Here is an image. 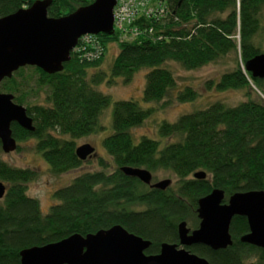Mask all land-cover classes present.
Here are the masks:
<instances>
[{
  "label": "trees",
  "instance_id": "trees-1",
  "mask_svg": "<svg viewBox=\"0 0 264 264\" xmlns=\"http://www.w3.org/2000/svg\"><path fill=\"white\" fill-rule=\"evenodd\" d=\"M33 1L0 0V17ZM92 1L52 0L47 15L60 17ZM156 4L163 8L162 15L157 19L155 15L137 16L133 25L139 34L132 40H121L117 31L110 36L99 33L103 52L97 59L79 61L71 54L60 72L46 74L25 66L1 81L0 91L13 94L15 103L25 104L35 126L29 132L12 123V135L17 141L35 138L36 152L54 174L81 167L75 140L101 131L99 117L112 103V133L101 144L113 169L107 171V161L99 156L100 169L82 172L54 191L57 202L43 214L38 200L26 194V184L36 173L0 161V181L7 184L0 205V264H19L23 248L113 224L150 240L145 252L155 254L162 242L178 241V222L198 223L197 200L212 189H222L225 200L237 191H264V98H248L233 106L216 101L174 122L162 121L160 137L176 140L160 147L158 140L146 136L135 143L130 133L152 115V107L144 108L132 99L112 102L109 95L94 88L103 82L114 84L116 78L128 84L137 71L147 68L142 90L145 103L164 98L167 101L161 107L191 102L197 91L189 85L175 89L176 79L164 64L172 61L193 70L234 53V68L217 81L207 82L206 88L248 91L253 83L264 96V79L253 78L244 69L248 59L262 52L254 39L260 33V22L264 25V0H157ZM112 43L118 51L107 74L99 67ZM95 67L98 70L89 75ZM39 90L46 93L47 105L29 103V97ZM122 166L151 173L170 171L178 185L175 191L149 188L123 174ZM198 170L206 172L205 179L191 176ZM229 231L232 244L224 249L204 245L189 249L210 264H264L262 249L239 241L248 231L244 217L234 216Z\"/></svg>",
  "mask_w": 264,
  "mask_h": 264
},
{
  "label": "water",
  "instance_id": "water-1",
  "mask_svg": "<svg viewBox=\"0 0 264 264\" xmlns=\"http://www.w3.org/2000/svg\"><path fill=\"white\" fill-rule=\"evenodd\" d=\"M52 0H35L26 8L0 17V83L21 67H37L46 74L60 72L71 59V51L84 34L113 35V8L116 0H93L60 17L47 15ZM244 69L253 78L264 79V52L248 59ZM13 94L0 91V148L4 153L16 150L11 124L33 132V119L26 108L13 101ZM94 148L84 143L75 148L76 157L84 161ZM121 171L149 188L165 190L171 180L152 182V173L140 167L122 166ZM194 179H205L198 170ZM6 186L0 181V199ZM222 189L214 188L197 200L195 229L186 221L177 224V242H162L159 251L147 254L151 241L128 231L120 224L100 228L84 235L72 233L60 240L23 248L19 264H210L191 252L189 247L204 245L212 250L232 244L229 231L234 216L244 217L248 231L239 241L264 251V191L232 193L225 200Z\"/></svg>",
  "mask_w": 264,
  "mask_h": 264
},
{
  "label": "rangeland",
  "instance_id": "rangeland-1",
  "mask_svg": "<svg viewBox=\"0 0 264 264\" xmlns=\"http://www.w3.org/2000/svg\"><path fill=\"white\" fill-rule=\"evenodd\" d=\"M260 24V33L256 35L254 40L255 43L259 45L261 51L264 52V25L262 21ZM117 51L118 49L115 43L108 45V49L105 53L102 64H100L99 70L104 71L107 74L109 73L111 62L117 54ZM164 66L172 71L176 79L177 85L175 89L189 85L197 91L198 95L194 101L168 104L164 107H161V105L167 101L166 98L160 102L145 103L142 100V90L145 83V74L148 71L147 68L137 71L133 75L131 82L128 84H123L120 78H116L114 84L103 82L94 86L97 91L109 95L112 102L132 99L137 101L144 108L152 107L154 109L152 115H150L141 126L130 129L131 136L135 143L138 142L142 136L158 140L160 147H163L165 143L175 141L176 138L167 139L160 137L158 132L159 123L162 121L174 122L180 115L204 109L213 102L221 101L226 105L233 106L248 98L254 99L258 96L264 98L253 83H250L251 89L248 91L244 89L217 91L212 88H206L207 82L217 81L222 73L234 68V53H229L213 63H209L193 70H185L178 63L172 61L165 63ZM97 70V67L91 68L89 69L88 74L90 75ZM29 103L47 105L46 93L42 90L33 93L32 96L29 97ZM23 106L25 107V104H23ZM111 109L112 103L102 111L99 117V121L103 126L101 131L75 140L76 147L84 143L93 146L94 154L84 160L81 167L70 170L66 173L54 174L50 171L48 164L44 161L41 155L36 152L35 138L30 137L18 140V147L15 151L10 153H4L0 148V161L15 168L30 169L36 173V177L26 184V194L27 196L38 200L43 214L47 213L50 207L57 202L53 196L54 191L70 183L82 172L100 169V166L97 165V158L99 156L107 161V171L113 169L111 158L107 155L101 144L102 139L112 133ZM65 138L68 139V137ZM165 178L171 180L169 187L175 191V188L178 185L177 178L170 171H158L152 173V182H157ZM5 186H7V184H5ZM2 203V199H0V205H2ZM136 208L141 209V207ZM185 221L187 227L190 229H195L198 225V223L194 225L192 221Z\"/></svg>",
  "mask_w": 264,
  "mask_h": 264
},
{
  "label": "built area",
  "instance_id": "built-area-1",
  "mask_svg": "<svg viewBox=\"0 0 264 264\" xmlns=\"http://www.w3.org/2000/svg\"><path fill=\"white\" fill-rule=\"evenodd\" d=\"M150 2L155 3L154 7ZM156 2L157 0H116L113 25L121 40H132L139 34V28L133 25L137 16L155 15L157 19L162 15L163 8ZM147 32H151V29L148 28ZM102 52L103 47L95 34L82 35L72 49L73 56L79 61L97 59Z\"/></svg>",
  "mask_w": 264,
  "mask_h": 264
},
{
  "label": "flooded vegetation",
  "instance_id": "flooded-vegetation-1",
  "mask_svg": "<svg viewBox=\"0 0 264 264\" xmlns=\"http://www.w3.org/2000/svg\"><path fill=\"white\" fill-rule=\"evenodd\" d=\"M16 143L18 144V141L16 140ZM18 147V146H17ZM6 192V191H5ZM2 199V198H1Z\"/></svg>",
  "mask_w": 264,
  "mask_h": 264
}]
</instances>
